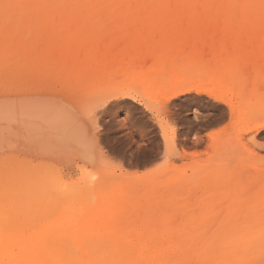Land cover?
I'll return each mask as SVG.
<instances>
[{
	"label": "bare ground",
	"instance_id": "bare-ground-1",
	"mask_svg": "<svg viewBox=\"0 0 264 264\" xmlns=\"http://www.w3.org/2000/svg\"><path fill=\"white\" fill-rule=\"evenodd\" d=\"M100 7L109 8L104 14L107 18L123 13L125 7H165L151 13L165 14L175 20L232 17L237 23L236 29L233 27L227 36L214 39L252 42L255 52H264V0H0V154L25 149L36 157L58 160L66 156L89 160L93 155L95 136L91 133V124L83 119L82 112L75 110L74 102L67 101L69 95L64 99L56 90L53 93L31 84L35 73L47 72L51 67L43 68L49 53L43 52L41 46L40 54L36 55L38 44L45 37H48L47 47H53L52 54L59 57L55 64L58 71L69 74L79 84L97 78L99 52H90L85 43L88 36L85 29H78L75 23L68 27L69 22H87V26L91 21L96 23L101 17L95 20ZM247 18L254 22L252 29L246 25ZM46 22L69 23V26L47 27ZM89 27L91 31H88L95 32V28ZM40 35H44L43 39ZM247 71L240 72L242 77L238 78L248 80ZM192 92L206 94L198 87L181 88L162 104L166 106L173 99ZM132 96L122 93L117 98ZM257 123V127L264 128V124ZM247 156L231 169L219 167H225L227 173L218 170L215 164L216 169L210 175H206L208 166H197L191 176H159L131 185H106L94 193L92 200L77 206L71 200L74 190L67 189L71 184L63 179L60 185L51 186L25 171L1 172L0 264H264V252L260 251L264 246V228L244 225L246 219L257 214L247 207L254 204L252 196L256 197L261 189L264 191L261 183L264 171H259L256 158L250 164L257 163V166H251ZM94 157L95 154L91 160ZM65 158L63 161L69 165L70 161ZM245 159L252 169L245 167ZM248 168L252 170L251 178L243 181L242 173ZM250 169L244 172V179ZM202 170L207 171L201 174ZM63 181L67 184L65 189ZM258 184L263 188L260 185L259 189ZM44 186L48 189H44L47 195L39 193L41 189L36 191ZM77 188L75 192H79ZM198 191L202 194L198 195ZM260 202H264V196ZM201 221L221 223L211 224L213 232L207 231L210 225L206 226L207 233L203 234L197 233ZM263 224L260 222L258 228Z\"/></svg>",
	"mask_w": 264,
	"mask_h": 264
},
{
	"label": "rangeland",
	"instance_id": "rangeland-1",
	"mask_svg": "<svg viewBox=\"0 0 264 264\" xmlns=\"http://www.w3.org/2000/svg\"><path fill=\"white\" fill-rule=\"evenodd\" d=\"M102 8L100 7L99 11L103 15L99 12L95 19L97 20L101 15L98 21L89 22L88 26H92L91 29L95 28L93 33L90 32L87 22H69L70 26L69 23L54 22L49 24L55 26H50L46 22L47 27L62 25L70 28L77 24L75 27L87 31L85 33L88 34L85 40L87 47L90 48V52H99L97 78L79 84L73 77L68 76L69 74L58 71L55 67L58 56L55 57L56 53L52 54L53 47L51 49L47 47L45 40H48V37H45L44 42L41 41L42 44L38 40V51L42 47V51L47 55L51 53L50 58L46 55L47 61H43V68L47 65L51 67L47 68V72L35 73L31 84L35 88L47 89L49 92L51 90L53 93L56 90L55 93L58 92L57 94L62 97L69 95L67 101L74 102V108L77 107L80 111L77 108L75 110L82 112L83 119L86 118L91 124L88 123L91 133L95 136L92 153L96 157L91 160L93 156L91 155L89 161L88 158L82 160L79 159L81 157L66 156L64 158L70 163L75 160L72 164L69 163L72 166L70 167L66 160L63 161L64 158L59 157L61 161L52 158V161L49 158L36 157L29 153L30 151L27 152L28 150L18 149L21 152L0 154V173L25 171L34 175L33 177L38 181L49 183L51 186L56 183L60 185L59 182L63 179L71 184L67 189L74 190L75 194L71 196V200H75L77 203H72L77 206L78 203L82 205L92 200L96 191L107 186L131 185L159 176H191L197 166L199 168L208 166L209 168L205 169L209 172L205 171H207L206 175H210L215 171L216 165L218 170L223 172L225 167L223 169L219 167L226 166L228 167L226 169H231L233 164L238 165L237 161L240 159L244 162L246 155L249 164L251 159L253 162L255 160L259 163V171L263 172L264 128L257 127L259 124L257 122H260L261 126L264 124V52H255L252 42L243 44L233 37L232 40L225 38L224 41H216L220 35L227 36L233 27L236 29L235 20L233 21L232 17L220 20L212 16L200 20L190 18L175 20L167 18L165 14L151 13L162 11L165 7L134 9L125 7L122 9L123 13L118 14L119 16L111 15L112 17L107 18L109 16L104 14L109 8L106 7L107 10L105 7ZM46 23L43 26L46 27ZM246 23L249 28L254 27L253 20L247 18ZM162 29L167 31L160 33ZM144 30H153V32L142 33ZM93 34L97 36L94 37ZM44 35L47 36L45 33ZM44 35H40L42 36L40 39H43ZM37 38L39 39V34ZM92 38L95 39L91 40ZM46 47L48 49L45 51ZM205 47L213 50L210 51ZM162 48L182 52H129L133 49ZM39 54L40 51L36 55ZM52 57L55 59L53 60ZM244 66L248 67L245 75L249 81L245 79L246 77L238 78L241 76L240 72L245 73L247 70L246 67L242 68ZM239 68L240 71L237 70ZM255 77L259 78V81ZM188 87H198L206 94L192 92L173 99L166 106L162 104L172 92ZM122 93L133 96L118 99L117 97ZM246 111L250 114L252 112L251 115L255 118ZM247 160L245 167L251 168L253 165L247 166ZM257 163H254V166H257ZM211 166L215 167L213 171ZM247 170L243 171L246 173ZM244 172L242 174L245 178ZM248 172L249 175L252 170ZM250 175L248 177L246 175L247 178H243V181L251 178ZM259 177L261 178V175ZM65 181L63 185L66 184ZM262 181L263 179H261L263 184ZM82 185L85 189L81 191ZM260 185L258 184L257 187ZM74 186L75 189L78 187L76 191L79 189V192H75ZM63 187L65 189L67 184ZM44 189L46 190L47 187L37 188L36 191L47 195ZM83 191L86 192L85 195ZM261 191L257 192L260 195L252 196L251 199L255 198L251 201H254V204L246 206L257 214L246 219L245 227L255 226L259 230L264 228V224L258 228L260 222L264 223V202H260L264 191L263 189ZM197 194L201 195L202 192L198 191ZM244 197L246 198L247 195ZM220 223L221 221L213 223L201 221L197 225L200 227L197 233L206 234L210 231L211 224L216 226ZM204 228H207V231ZM260 251L264 252V246Z\"/></svg>",
	"mask_w": 264,
	"mask_h": 264
},
{
	"label": "crops",
	"instance_id": "crops-1",
	"mask_svg": "<svg viewBox=\"0 0 264 264\" xmlns=\"http://www.w3.org/2000/svg\"><path fill=\"white\" fill-rule=\"evenodd\" d=\"M166 31L167 30L162 29L160 30V33L166 32ZM152 32L153 30H144L142 33L150 34ZM129 52H182V51H177V50L170 49V48H162V49H133V50H130Z\"/></svg>",
	"mask_w": 264,
	"mask_h": 264
}]
</instances>
